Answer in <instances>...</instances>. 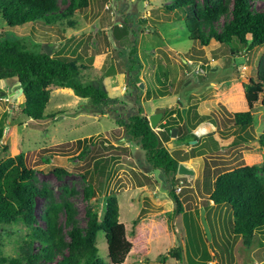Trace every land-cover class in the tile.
<instances>
[{
  "label": "rangeland",
  "instance_id": "obj_1",
  "mask_svg": "<svg viewBox=\"0 0 264 264\" xmlns=\"http://www.w3.org/2000/svg\"><path fill=\"white\" fill-rule=\"evenodd\" d=\"M174 1L88 0L85 8L76 9L71 17L59 18L47 27L38 23L8 27L0 17V33L13 32L23 37L28 47L39 52L69 55L77 66L85 67L77 78L79 82L95 84L107 92V99L93 104L88 98L75 95L72 88L52 84L45 113L53 116L36 121L21 111L23 95L16 78L1 79L0 127H6L8 134L4 144L0 145V158L13 156L19 148L24 151L27 166L34 170L35 183L47 192L46 196L37 198L38 222L45 226L47 208L56 207V222L65 241L69 229L67 207L72 211L75 223L84 229L88 210L97 212L99 222H102L107 196L116 195L119 220L125 225L127 239L142 235L143 247L147 249L142 260H135L131 250L122 264H180L174 257L162 260L168 250L178 246L183 247V264H191L188 255L198 264H216L215 253L219 264H264V230L256 232L250 246L234 236L231 208L210 202L202 177L205 161L210 163V181L214 179V173L242 165L264 166V148L258 142L264 129V107L261 105L264 93L259 95L252 108L255 122L248 128L251 137L247 142H233L242 131L234 128L227 114V111L249 110L242 84L254 77L264 45L249 53L244 50L231 52L226 45L211 40L208 46L202 47L207 62L193 61L189 57L200 46L187 36L182 11L169 10ZM69 4L70 0H57L60 12L66 11ZM255 5L264 8V0ZM121 25L124 28H117ZM117 32L124 43L117 38ZM134 45L136 53L132 54ZM159 62L168 69L169 94L182 93L179 99L184 100L186 92H202L209 87L200 96L190 97L188 101L192 105L186 120L180 111L177 112L180 118L176 114L178 99L174 102V110L166 104L167 120L176 117L179 124H187L191 129L203 121L216 127V139L203 130L198 134L203 144L200 147L205 150L204 155L197 156L204 162L202 174L201 171L193 175L177 174L179 176L174 180L182 187L177 191L175 186L182 209L176 214L165 175L150 167L145 151L131 141L119 124L120 119H126L139 109L144 112L163 98L156 97L155 73ZM218 81L221 82L220 91L212 85ZM216 92L221 103L213 109L215 113L211 111L209 115L199 117L195 99ZM162 98L160 100L164 101ZM158 128L156 131L161 129ZM166 133L159 134L174 155L180 156L191 148L172 145L166 139ZM96 160L104 165L100 173L94 170ZM187 163L190 165L191 161ZM59 167L64 172L57 175L55 169ZM89 187L94 191L90 192ZM203 209L211 240L207 239L201 222ZM133 220L138 221L135 235L131 234ZM17 237V234L4 235L0 252L14 254ZM96 247L102 264H112L107 257L102 230L97 233Z\"/></svg>",
  "mask_w": 264,
  "mask_h": 264
},
{
  "label": "trees",
  "instance_id": "obj_2",
  "mask_svg": "<svg viewBox=\"0 0 264 264\" xmlns=\"http://www.w3.org/2000/svg\"><path fill=\"white\" fill-rule=\"evenodd\" d=\"M259 0H175L169 10H181L184 14V27L190 40L200 46L189 59L205 61L202 47L208 46L211 40L226 45L231 52L244 50L246 53L255 47L264 45V8L255 4ZM88 6V0H70V4L60 12L57 0H0V17L8 27L38 23L41 27L54 25L59 18L71 17L76 9ZM221 18V19H220ZM221 20V21H220ZM124 28V25L117 26ZM127 34V32H124ZM124 34V35H125ZM117 38L122 41L120 34ZM194 42V43H195ZM124 43V40L123 42ZM136 53L135 45L131 50ZM134 62L139 63L137 60ZM85 67L77 66L76 61L67 54L39 52L28 47L24 38L13 32L0 33V80L16 78L22 88L23 102L21 111L28 118L42 121L48 116L45 109L50 100L52 84L72 88L75 95L88 98L93 104H100L107 99L106 90L92 83L83 84L77 80ZM158 84L157 96L169 94L168 69L159 62L155 73ZM249 110L245 112H229L234 128L242 131L233 142H247L248 128L254 122L252 108L264 93V51L260 54L255 75L248 83L242 84ZM183 100L179 99V102ZM264 107V97L261 99ZM235 109V108H234ZM215 113V111H212ZM143 110L120 119L119 124L131 141L137 143L145 151L146 162L154 170H161L169 184L168 195L174 202V214L181 212V201L175 192V175L179 162L191 157L205 154L200 133L191 132L187 124H179L176 117L159 123L161 128H151ZM173 111H171V114ZM179 118L181 117L180 114ZM198 115V114H197ZM173 128L178 129L176 145L191 146L180 156L171 153L163 144L160 132L170 140ZM8 130L0 127V145L4 144ZM191 141H196L191 144ZM264 148V129L258 137ZM6 149V147H5ZM95 164L94 170L100 173L103 164ZM103 163V162H102ZM209 162L205 161L203 182L208 199L213 205H228L232 210L233 221L231 232L250 246L257 231L264 230V166L242 165L230 170L214 173L211 180ZM211 167V166H210ZM64 169L59 167L55 173L59 175ZM90 192L94 190L89 187ZM46 196L34 181V170L27 166L24 151L19 148L13 156L0 158V243L3 236L14 240V254L0 252V264H102L98 256L96 238L99 231L105 233L107 257L112 264H122L130 251L135 260L146 257L147 249L143 247L144 237L136 234L137 220H133L132 240L126 237L125 225L119 220V205L116 195H108L106 215L99 222L97 212L88 210L86 227L78 226L70 208L66 210L68 240L65 241L60 227L57 225V208L50 206L45 212V226L38 222L36 214L37 198ZM14 226V228L12 227ZM24 231V234H20ZM38 243V244H37ZM176 258L180 264L184 262L183 247L168 250L162 260ZM191 264L198 261L188 255ZM215 263L219 259L214 257Z\"/></svg>",
  "mask_w": 264,
  "mask_h": 264
},
{
  "label": "crops",
  "instance_id": "obj_3",
  "mask_svg": "<svg viewBox=\"0 0 264 264\" xmlns=\"http://www.w3.org/2000/svg\"><path fill=\"white\" fill-rule=\"evenodd\" d=\"M212 85L216 86L217 91H220V90H218V88H219L218 86L221 85V82H219V81L218 82H213ZM206 90H209V87H205L202 90V92H196V91L186 92L185 93V96H183L184 100L182 102H179L178 103L179 109H176V114H177V112L179 113V111H180L181 116L183 117L184 120H186V118L188 116V112H189V107L192 105V103H189L188 100H190V97L191 96H196V97L197 96H200V94L205 93ZM181 96H182V93L167 94V96L165 95V96H163V98L161 97L164 101H161L160 100L161 98H159L158 100L161 103L160 102L156 103L155 105H153L148 110H145L144 109V112L142 114L143 115H146L148 117L158 107H164L163 116H162V119H161L160 123L161 122H164L168 118L167 117V111L165 110V107H166L165 105L167 104L168 105L167 107H169L170 109L175 108L174 102L177 99L179 100V98ZM244 99H245V96H244ZM195 100H197V102L195 104H196V111H197V114H198L199 117L200 116H205V115L207 116V115H209L210 112L213 111V109L216 106H218V103H221V97L218 96V92H216L215 94H212V96H208V97H204V98L199 97V98H197ZM245 104H246V106H248L246 99H245ZM229 106L230 105H228L227 108H229V110H231ZM172 110H174V109H172ZM235 111H238V110H235ZM176 114L174 113V115H176ZM214 128H216V127L212 123H208L207 121H203L202 123H200L199 125H197L194 129H191V132L197 134V133H199V131H202L203 130L204 132H207L209 135L212 134L214 136V138H215V132H214L215 129ZM169 142H171L172 145H176L177 144L176 143V138H172L171 136H170V141ZM191 144H193V142H191ZM219 145H220V143H219ZM176 146H179V145H176ZM180 146L183 147V148L188 147L185 144H181ZM188 160L191 161V164L190 165H187L188 164L187 163ZM182 162H184V164L186 165V167H188V168L190 167V169H193L194 170V174L195 173H198L199 171H201V174H202L204 162H203V160L200 161L199 160V157H197V156L196 157H191V158L187 159L186 161H182ZM201 165H202V169L200 168Z\"/></svg>",
  "mask_w": 264,
  "mask_h": 264
},
{
  "label": "water",
  "instance_id": "obj_4",
  "mask_svg": "<svg viewBox=\"0 0 264 264\" xmlns=\"http://www.w3.org/2000/svg\"><path fill=\"white\" fill-rule=\"evenodd\" d=\"M19 90H20V93H21L22 92V88H19ZM163 111H164V107H158L152 114H150L147 117L148 121H149V124H150L152 129H154V130L159 129L158 125H159V123H160V121L162 119ZM177 135H178V129L177 128H173L172 131H171V137L172 138H176ZM191 142L195 143L196 141H191ZM177 174H180V175H193L194 174V170L186 167L184 162H179L178 168H177ZM201 222L203 224L204 231H205L207 239L211 240V231H210L209 225H208V223L206 221V218H205L204 209L202 211ZM215 254H216L217 259H218L217 253H215Z\"/></svg>",
  "mask_w": 264,
  "mask_h": 264
},
{
  "label": "built area",
  "instance_id": "obj_5",
  "mask_svg": "<svg viewBox=\"0 0 264 264\" xmlns=\"http://www.w3.org/2000/svg\"><path fill=\"white\" fill-rule=\"evenodd\" d=\"M177 176H179V175L176 174V175H175V178H176ZM175 186L177 187V191H180L181 188H182V187H181L180 185H178V184H175Z\"/></svg>",
  "mask_w": 264,
  "mask_h": 264
},
{
  "label": "bare ground",
  "instance_id": "obj_6",
  "mask_svg": "<svg viewBox=\"0 0 264 264\" xmlns=\"http://www.w3.org/2000/svg\"><path fill=\"white\" fill-rule=\"evenodd\" d=\"M67 89H69V88H67Z\"/></svg>",
  "mask_w": 264,
  "mask_h": 264
},
{
  "label": "clouds",
  "instance_id": "obj_7",
  "mask_svg": "<svg viewBox=\"0 0 264 264\" xmlns=\"http://www.w3.org/2000/svg\"><path fill=\"white\" fill-rule=\"evenodd\" d=\"M156 131V130H155Z\"/></svg>",
  "mask_w": 264,
  "mask_h": 264
}]
</instances>
